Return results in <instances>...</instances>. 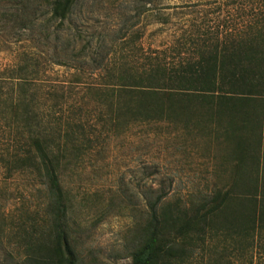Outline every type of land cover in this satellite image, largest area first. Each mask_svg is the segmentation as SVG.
<instances>
[{"label": "trees", "instance_id": "obj_1", "mask_svg": "<svg viewBox=\"0 0 264 264\" xmlns=\"http://www.w3.org/2000/svg\"><path fill=\"white\" fill-rule=\"evenodd\" d=\"M42 1L56 23L54 64L78 60L84 50H75L78 41L66 24L78 0ZM212 3L217 6L211 11L202 6L183 30L196 48L194 58L165 73L159 61L135 67L112 57L96 68L93 106L89 101L71 106L63 84L44 81L33 58L25 55L12 70V85L0 96L6 102L0 120L16 134L1 160L11 175L35 174L43 197L35 218L19 227L25 264H80L70 225L74 205L64 180L69 167L107 137L149 123H181L214 134L228 143L232 167L226 186L197 201L162 203L163 195L149 192L130 264H188L199 242L217 231L249 243L264 232V0ZM221 5L228 17L219 20Z\"/></svg>", "mask_w": 264, "mask_h": 264}, {"label": "rangeland", "instance_id": "obj_2", "mask_svg": "<svg viewBox=\"0 0 264 264\" xmlns=\"http://www.w3.org/2000/svg\"><path fill=\"white\" fill-rule=\"evenodd\" d=\"M212 1L200 0L197 6V0H78L66 24L70 38L78 41L75 50L84 53L56 65V23L49 19L48 6L42 0H0V96L12 85V70L25 55L37 61L44 81L63 84L71 106L83 101L93 106L96 68L112 57L135 67L159 61L170 73L179 61L195 57L196 48L183 30L202 6L213 10L217 5ZM220 9L219 20L226 19L227 7ZM136 31L142 35H132ZM10 131L0 120V264H25L19 227L34 217L42 187L34 185L35 174L7 172L1 158L8 138L16 134ZM228 152L224 140L181 123L135 125L107 137L79 165L70 166L64 178L74 205L70 225L80 264H130L147 194L163 195L162 203L199 200L228 184ZM188 264H264V232L249 243L217 231L199 242Z\"/></svg>", "mask_w": 264, "mask_h": 264}]
</instances>
